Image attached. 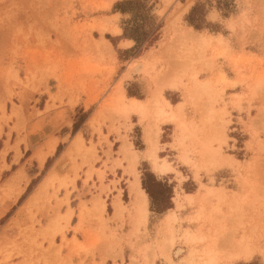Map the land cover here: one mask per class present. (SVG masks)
Returning <instances> with one entry per match:
<instances>
[{
    "label": "rangeland",
    "instance_id": "obj_1",
    "mask_svg": "<svg viewBox=\"0 0 264 264\" xmlns=\"http://www.w3.org/2000/svg\"><path fill=\"white\" fill-rule=\"evenodd\" d=\"M0 264H264V0H0Z\"/></svg>",
    "mask_w": 264,
    "mask_h": 264
},
{
    "label": "bare ground",
    "instance_id": "obj_2",
    "mask_svg": "<svg viewBox=\"0 0 264 264\" xmlns=\"http://www.w3.org/2000/svg\"><path fill=\"white\" fill-rule=\"evenodd\" d=\"M142 66H143V64H140V65L136 64L135 65V69L136 70H139L140 68L142 69ZM126 108H129V107L127 106ZM53 139L54 138H52V140ZM150 139H154V138L153 137L149 138V141H151ZM153 141L151 142V145H149L150 147L148 148V150L146 151V153H147L148 156H150L153 159L154 170L157 173H162L165 170H167L168 167H167V164L165 162H161V163L156 162L155 147H154L155 145H154V142ZM81 143H82V140H81L80 136L79 135H76L75 139L72 142V145L78 146V145H81ZM46 145H47L48 148H52L54 146V144H48V142L46 143ZM70 149H71V146H68L67 149L63 152L62 157H60V159H58L57 162H55L56 163L55 166L56 165H59L62 162V160L64 159V157L67 154H69ZM122 153H123V157H128V159H129L130 162H132L134 160V155L131 152L128 151L127 146H125V145L122 146ZM51 168L52 169L50 171V174H52L53 171H54V167L52 166ZM48 178L49 177H47L46 180ZM46 180L42 183V185L40 186V188H44L46 186V184H47ZM40 188L37 191H34V193L32 194L31 197H33V199H35L39 195ZM129 192H130V194L132 196V199H133L132 202H131V204L135 206L136 210H138V213H140V215H143L144 212L146 211L147 195L145 194V192H144V190L142 188H139L138 182H137V179L136 178H134V180L131 181V183L129 184ZM114 205H115V207L117 209V212H119V210L120 211L122 210L121 209L122 205H121L119 199L115 201V204ZM114 214H118V213H115L114 212ZM57 218H58L57 215L54 216V217H52L53 221L51 223L53 224L52 226L54 228L53 229L54 231H53L52 234H55V232L60 231L57 228V225H56Z\"/></svg>",
    "mask_w": 264,
    "mask_h": 264
},
{
    "label": "trees",
    "instance_id": "obj_3",
    "mask_svg": "<svg viewBox=\"0 0 264 264\" xmlns=\"http://www.w3.org/2000/svg\"><path fill=\"white\" fill-rule=\"evenodd\" d=\"M128 2H132V1H128ZM134 2H136V1H134ZM120 4L121 3H119V2L116 3V7H119ZM196 13H197V5L196 6H193L192 9L190 10V12L188 14V16L190 18H188V21L194 20L195 15H197ZM195 27H197V26H195ZM76 127L77 126L74 123V125H73V131H75ZM60 147H61V144H59L57 146V148H56V154L59 152ZM46 163H48V161ZM151 174L152 173L148 172L146 174V177L145 178H142L141 184H142V187L145 189L147 195L149 196L152 204L159 205L164 200H166L167 202H169L170 195L168 193H166V192L169 191L168 186L165 183H162L161 181H158V180L153 179V177H151L152 176ZM28 189H29V186H28L27 190ZM168 207L169 206L167 205L163 209H166ZM8 214H9V212L6 214V216Z\"/></svg>",
    "mask_w": 264,
    "mask_h": 264
},
{
    "label": "crops",
    "instance_id": "obj_4",
    "mask_svg": "<svg viewBox=\"0 0 264 264\" xmlns=\"http://www.w3.org/2000/svg\"><path fill=\"white\" fill-rule=\"evenodd\" d=\"M182 21H180V23H181ZM115 25V31L114 32H111V31H105V32H107V33H110V34H112V35H114V36H119V35H121L122 34V29L120 28V26L117 24V22L114 24ZM119 42H122V43H128V45H124L122 48L123 49H126V48H130L134 43H135V40L133 39V38H127V37H119V40H118ZM109 43H110V41H109ZM123 92H124V96H125V99L127 100V103H130V100L132 99V98H135V99H137V100H139V101H141V102H143L144 100H145V98H137L136 96H128L127 95V93H126V90H125V88H124V86H123ZM181 101L180 100H177L175 103H172V102H170L169 101V103L172 105V106H175V105H177L178 103H180ZM96 111H98V109L96 110ZM96 111L95 112H93L88 118H87V120H86V125L87 126H89V119H90V117L91 116H93V115H95L96 114ZM95 118H96V116H95ZM141 137L143 138V134H141ZM143 140V139H142ZM60 142V137H59V140H58V142H57V144ZM143 143H144V141H143ZM57 144H56V146H57ZM56 148V147H55ZM145 149V147L141 150V151H143ZM55 150V149H54ZM54 150L52 151V152H50V153H48L47 155H46V158L49 156V155H51L53 152H54ZM130 151V150H129ZM131 152V151H130ZM133 155H134V160L132 161V162H130L129 163V161H128V168L130 167H133V166H131L130 164L132 163V165H134L135 163H136V159H137V156H136V154H134V153H132ZM57 159V158H56ZM146 160L144 157H139V160ZM46 160V159H45ZM44 160V161H45ZM153 160V159H152ZM54 163V162H53ZM43 165V164H42ZM137 168V166H135V169ZM125 176V178L127 179V183H126V185H127V190H129V182L133 179V174L131 173V174H128V173H126V175H124ZM137 182H138V186H139V188H142L141 187V180H140V177H138V180H137ZM35 200H37V198L35 199ZM34 200V201H35ZM147 205H148V207H149V202H148V198H147ZM67 211V210H66ZM60 213H61V211H60Z\"/></svg>",
    "mask_w": 264,
    "mask_h": 264
}]
</instances>
